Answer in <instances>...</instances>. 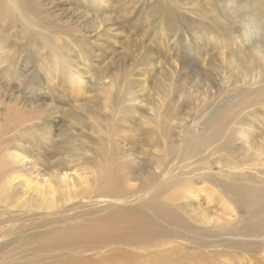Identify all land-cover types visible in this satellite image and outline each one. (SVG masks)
I'll return each mask as SVG.
<instances>
[{"label":"rangeland","instance_id":"374dc122","mask_svg":"<svg viewBox=\"0 0 264 264\" xmlns=\"http://www.w3.org/2000/svg\"><path fill=\"white\" fill-rule=\"evenodd\" d=\"M42 1L45 3V9H40V12H43L41 17L48 21V24L45 27L34 26L35 36L29 44H26L25 39L27 30L21 27L7 28L6 21L0 18V41L8 48H5L7 53L15 51L12 58L14 61L20 56L24 57L19 61L20 66L17 60L18 70L22 69V62L28 54L30 62L26 66V74L31 80L36 77L33 83V101L28 98L26 89L22 88V80L25 78L16 79L9 88L5 86L9 79L0 77V147L1 142L10 141L17 132L22 146L33 143L39 155L34 156L31 153L27 157L19 151L21 156L27 160H32L29 158L34 156L33 160L54 164L61 159L68 160V153L54 155L55 148L61 147V143L65 141L68 152L67 141L74 138L76 142L71 166L60 172H67L71 180L84 179V176L88 178V182L80 184L77 189L70 188L71 192L80 194L94 193L98 189L94 184L97 176L95 167L92 166L91 171L82 170L81 156L74 162L75 156L79 154V145L92 146L87 137L97 140L98 137L111 135L113 130H117L116 139L128 153L138 157L137 162L149 161L142 156L145 151L152 154L150 159L155 158L153 155H163L161 131L154 130L150 120V105L153 103L162 107V110L168 103L172 105L173 110L176 109L177 117L172 121L176 128L172 134L170 132L171 137L181 140L189 130L203 133L202 124L205 118L220 108H227L238 95L229 93V90L238 88L231 86L234 79L229 70L223 67V63L226 64V60L230 58L239 57V40L242 36H246V46L249 40L258 41L259 37L254 33V22H248L247 16H257L264 21V0ZM93 2L97 3L98 9L93 7ZM241 4L246 6L244 10ZM52 6L58 9V16L57 13L54 14L55 9ZM53 14L57 16L54 20ZM245 23L249 28H246ZM261 28L264 29L262 25ZM49 41L54 43L53 46ZM56 47L60 48L58 53ZM11 48L14 51L9 50ZM61 50L64 51L63 55L72 59L70 64L82 74L84 86H67ZM4 67V64L0 65V69ZM236 70L238 75L239 70ZM36 83L40 84V87L37 88ZM127 90L137 96L133 101L126 103L135 113L141 114L137 120L133 119L135 114L131 112H120V105ZM126 118L131 120H125ZM44 123L48 124L47 130ZM44 130L50 135L47 140L41 139ZM42 144H46L44 149L40 147ZM226 144V151L221 147L215 150L219 145L215 143L210 148L212 155H204L209 157L204 158L205 164L209 166H205V172H209V168L212 175L220 177L225 174L228 180L230 176L248 175V171L243 167L238 170L233 169L231 165L242 161L233 153L235 151L232 152L238 148L239 141L232 137ZM132 148L135 149L134 152H130ZM85 150L86 155L92 156L88 148ZM201 157L199 159H202ZM185 163V168L180 167L183 169L182 175L196 181L188 182L177 193L186 196L187 199L184 198L182 202L190 203L196 211L200 210L207 219L209 218V227L214 226L212 228L216 230L228 228L235 226L240 218L245 217L246 211L251 207V201H232L220 191L219 185L197 180L194 168ZM180 164L182 163L173 161L169 168L173 166V171ZM50 173L43 168L32 175L25 170L19 171V181L25 183L28 180V189L39 198L46 192L42 189L46 190L49 184L46 178ZM38 174L42 175V179ZM153 174L160 178L165 175L161 173L158 165L144 168L138 173L139 180H133L127 191L139 190L140 181H147ZM253 175L261 177L257 172ZM17 183L18 181L13 185ZM242 184L258 190L260 188V185L252 182ZM57 195L53 196L54 203L62 209H70L73 205L76 208V205L82 202L81 199L89 196H68L71 200L67 202L68 208H64L56 198ZM12 201L14 200H10L8 208L3 206V209L9 210L10 216L20 213L17 211L26 198L22 197L11 205ZM41 213L44 212L38 210L37 214L33 215L41 216ZM46 213L52 214L50 211ZM8 217L7 215L3 218ZM3 222L0 221V245L10 240V237L3 235L11 228L10 225L14 224ZM222 234L223 232H218V235L212 233L213 236H209V241L215 244L212 248L193 247L184 239L172 238L173 241H170L158 238L148 247H124L122 250L126 256L116 259H113L116 254H112L108 248L101 251L102 255H94L90 252L81 254L78 251L66 252L57 249L19 251L14 245L0 252L2 257L7 259L4 262L0 258V264H95L96 261H102L101 256H107L104 254H111L110 260L105 264H140L139 257L150 255L153 258L148 264H264V234L247 238L228 235L222 237ZM222 240L231 241V244L219 247ZM238 240L242 245H236ZM252 240L263 246L252 244ZM34 242L37 244L36 239ZM246 243L256 248L249 249L245 246ZM172 252L178 255L175 260L171 257Z\"/></svg>","mask_w":264,"mask_h":264},{"label":"bare ground","instance_id":"6f19581e","mask_svg":"<svg viewBox=\"0 0 264 264\" xmlns=\"http://www.w3.org/2000/svg\"><path fill=\"white\" fill-rule=\"evenodd\" d=\"M44 4L42 0H0V18L4 22L6 21L7 28L21 27L27 30L25 39L26 44H29L35 36L34 26L45 27L48 24V21L41 17L43 12H40V9H45ZM96 4L93 2V7L98 9L99 7ZM52 8L55 9L54 14L57 13L58 16V9L55 6H52ZM241 8L244 10L246 6L241 4ZM54 14L52 15L53 20L57 17ZM247 19L248 22H254V33L259 39L258 41L249 40L246 46V36H242L239 40V57L230 58V60H226V64L223 63V67L229 70V73L232 74L231 77L234 79L231 86L238 88V90H229L230 95L238 94L235 101L229 105L230 107L220 108L206 117L202 124L203 133L191 130L184 133L182 130L184 133L183 138L176 140L170 135V132L172 134L176 128L172 124V121L177 117L176 109L173 110L170 103L164 110L155 103L151 104V125L154 130L161 131L163 155H153L155 158L150 159L152 154L145 151L142 156L148 158L149 161H144V163L137 162L138 157L128 153L121 146L120 141L116 139L117 130H113L111 135L98 137L97 140L94 137H87L90 139L91 143L89 144L92 146L79 145V154L75 156L74 162L81 156L82 170L91 171V167H95L97 176L94 184L98 186L96 192H85L84 194L71 192L70 188L77 189L80 184L87 183L88 178L84 176V179L73 178L71 180L67 172H60L71 166L70 162L73 161L74 143L76 142L74 138H69L67 141L69 145L68 152L65 141L61 143V147L55 148L54 155L68 153L66 155L68 160L61 159L54 164L33 160L34 156H39L37 150L33 147V143L22 146V140L17 132L13 139L10 138V141L1 142L0 221L14 223L15 227L13 228L11 224V228L6 230L3 236L10 237V240L0 245V252L16 245L19 251L34 250L38 252L57 249L66 252L78 251L81 254L90 252L94 255H102L101 251L108 248L111 249L112 254H116L113 257V259H116L117 257L126 256L124 250H122L124 247H148L158 238H165L170 241L184 239L193 247L212 248L215 244L208 239L209 236H213L212 233L218 235V232H223L222 237L228 235L236 238L263 235L264 179L260 178L264 177V29L261 28V25L264 27V21L258 19L257 16H247ZM245 26L249 28L248 24ZM49 42L53 46L54 43ZM5 48H7L6 45L0 41V65H5L4 68L0 69V77L9 79L5 84L9 88L16 79L25 78L22 80V88L26 89L28 98L33 101L35 96L33 83L36 77L31 80L30 76L26 74V66L30 62L29 55L25 56V61L22 62L23 67L18 70L17 60L19 64L20 59L24 57L20 56L14 61L12 59L14 49H9L14 51L13 53H7L8 48ZM56 49V53H58L60 48L56 47ZM60 53L63 55L64 51L61 50ZM63 57L67 86L72 88L84 86L82 74L73 64H70L72 59L67 55H63ZM236 69L239 70L238 75L237 72L235 73ZM39 85L36 83L37 88L40 87ZM130 92L127 90V93H125L123 103L120 105V112L121 114L131 112V114H135L133 119L137 120L141 114L135 113L134 109L126 105V103L133 101L136 96H133ZM125 120L130 121L131 118ZM44 125L47 130L48 124L44 123ZM177 128L180 129L181 127L177 126ZM46 130L42 132L41 139H49L50 135ZM232 137L239 141L238 148L233 149L232 152L235 151L233 153L236 156L238 155L237 158H241L242 161H237L231 165L233 169L238 170L243 167L244 170L248 171V175H234L230 176V180H228L225 174L220 177L212 175L209 168L207 169L209 172H205V166H209L205 164L206 160L204 158L208 159L209 157L204 155L206 153L212 155L210 148L215 143H219L215 150L221 147L226 151V143ZM45 146L46 144L40 145L42 149ZM87 148L91 151L92 156L91 154L86 155L87 150L85 149ZM134 150L132 148L130 152H134ZM19 151L27 157L31 153L34 156L29 158L32 160H27V158L20 155ZM46 152L49 153V151ZM199 157L202 159H199ZM173 161L182 164L177 165L178 168L172 171L173 166L172 168L169 167ZM184 163L194 168V172L197 173V180L209 181L216 186L219 185L220 191L232 201L238 202L239 200L248 203L251 201V207L246 211L245 217L240 218L235 226L228 228L216 230L212 228L214 226L209 227V218L207 219L200 210L196 211V208L194 209L190 203L182 202L184 198L187 199L186 196L177 193L188 182L196 181L184 178L182 175V168H185ZM154 165H158L161 173H165V175L163 174L164 177L160 178L153 174L147 181H140L139 190L128 192L127 187L131 185L130 183L133 180H139L138 173L144 168L153 167ZM42 168L51 173L46 178L47 183H49L46 190L42 189L46 192L38 198L36 194L31 193L28 189V180L25 183L19 181V171L25 170L29 175H32L41 171ZM254 172L260 173L261 177L254 176ZM40 177L42 179V175ZM17 181V185H13ZM248 182L256 183L257 186L260 185L259 190L243 186L242 183L248 184ZM73 193L74 195H72ZM55 194H58L56 198L59 200L60 205L65 206L64 208H68L66 207L67 202L71 200L68 199V196L81 197L85 194L89 196L81 199L82 202L76 205V208L73 205L70 209H62L54 203L53 196ZM22 197L26 198V201L17 211L20 213L10 216L11 213L6 209L10 206V200L17 201ZM14 201L11 205L14 204ZM132 202L135 203L129 204ZM3 206L6 208L3 209ZM38 210L44 213H41V216L33 215L34 213L37 214ZM48 211L52 214L47 215L46 212ZM7 215L9 216L8 219H4L3 217ZM27 217L32 218L25 219ZM30 236L31 238H28ZM34 239H36L37 244H34ZM230 242L222 240L219 247H227ZM251 242L258 245V247L263 246L258 241L252 240ZM236 243L237 246L242 245L240 240ZM246 245L249 249L256 248L250 243H246ZM104 255L107 256H101L100 260L102 261H96L95 264H105L110 260L111 254ZM0 256L6 262L7 259L3 258L1 254ZM171 257L175 260L178 255L172 252ZM151 258L153 256L150 255L139 257L138 260L141 261L140 264H148Z\"/></svg>","mask_w":264,"mask_h":264}]
</instances>
